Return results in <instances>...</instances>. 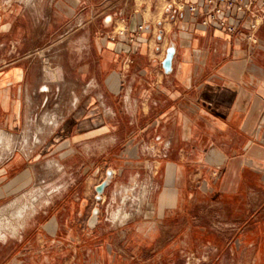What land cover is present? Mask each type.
<instances>
[{"label":"crops","instance_id":"obj_1","mask_svg":"<svg viewBox=\"0 0 264 264\" xmlns=\"http://www.w3.org/2000/svg\"><path fill=\"white\" fill-rule=\"evenodd\" d=\"M102 1L33 0L28 30L25 16L5 14L0 6V130L14 141L13 151L0 158V212L34 185L37 159L52 156L66 167L75 157L83 171L106 160L114 172L110 183L126 167L141 169L128 181L145 184L155 200L148 215L155 206L157 235L175 217L186 220L180 231L187 230L191 246L197 239L209 243L212 231H234L220 233L228 256L252 247V263L264 264V222L229 223L222 215L244 217L264 196V23L257 42H249L202 27L188 0H110L112 7ZM73 22H81L77 30L67 25L53 32L54 25ZM238 28L245 29L243 21ZM38 40L50 42L44 53L66 54L62 72L90 74L86 90L74 86L77 95L64 113L42 116L54 91L33 56ZM22 42L29 55L20 58ZM10 44L16 57L8 62ZM172 44L167 74L161 62ZM70 54L75 61H68ZM45 74L58 76L47 67ZM54 115L60 122L53 128L47 120ZM55 192L60 196L31 212L16 235L0 238V264H164L176 243L137 227L135 239L152 237L156 254L133 257L127 251L132 228L121 229L118 239L102 238L99 222L94 228L80 222L86 194ZM212 207L220 219L214 227L204 218Z\"/></svg>","mask_w":264,"mask_h":264},{"label":"rangeland","instance_id":"obj_2","mask_svg":"<svg viewBox=\"0 0 264 264\" xmlns=\"http://www.w3.org/2000/svg\"><path fill=\"white\" fill-rule=\"evenodd\" d=\"M28 1L29 0H0V6L2 8L1 12H4L5 14H13L20 12L21 15L26 17V19H22L23 21H26L25 23L23 22L22 25L25 26L27 29L30 26L28 22V16L36 14L34 5H30L31 3H33V0H30L29 2ZM109 1L110 0H103L101 5L104 6L108 4ZM102 11H104V9H102ZM38 13L40 12H38L37 9V14ZM80 23H62V25L60 24V26L58 27L54 25L53 32L58 31L57 33L60 34V32L64 30L67 25H70V27L73 26L75 30H77V27ZM37 32L39 33L40 31L37 30ZM32 34H34V32H32ZM59 34H55L52 39H55L57 42H60L62 39H58L57 36ZM26 35L28 36V32L26 33ZM38 41L39 42L36 46V51H33V53H35L33 56L37 57V63L39 64L37 68H40L39 73L41 77L52 81V90L54 91V93L52 94L53 96L48 102L47 112H43L42 116L44 115V113L51 112L59 114H61V112L64 113L66 109H71L74 102V97L77 95L76 93L74 94V86H79V91L82 93L84 90L87 89L86 85L89 84V82L87 81H90L88 80L90 78V74L86 72L83 75L77 70L71 69L62 72L60 70V65L61 63H66V54H63L61 51H59V49L56 52L52 51L51 54L44 53V49L49 46L48 44L50 42L48 44H44L46 41ZM63 45L64 44L58 45V47H55V49L62 48L61 46ZM9 46L10 48H8L7 50L8 55L5 56L8 62L11 61L10 59L16 57V53L12 52V45L10 44ZM20 48V52L18 53L20 54V56L17 55L18 57L22 58L25 55H29L26 54L28 53L29 48L28 42H22ZM74 57V55L70 54L68 56V61H75ZM65 66L68 68L70 67L69 65ZM46 67L58 73L57 79H52L45 74ZM57 87L59 88V92L56 93ZM62 90L64 92H62ZM40 119L41 117H39L37 121L39 122ZM52 121H56V125H58L60 122V118L57 117V115L51 116L47 120V123L50 124V127L52 126V124L50 123ZM22 137L23 135L20 136V139H23ZM13 142L14 141H12L11 144H13ZM9 149L13 151V146L11 148L7 147L6 145L0 146L1 157L4 154L9 153ZM75 161L76 159L74 157V159H71L69 162H66L68 166L63 167V165L52 156L48 158L37 159L35 163L36 174L34 185L26 191L22 192V194H19L10 203L9 207L6 208L7 210H5V212H0L1 223L6 225L8 224V226H15L17 228V231L15 233L16 235L19 230L25 226L26 222L24 221L27 219V217L32 211L34 212L39 205L51 201L50 198L52 196L53 198L55 196H60V193H57L55 191L64 192V190L68 191V194H70L69 196L75 193H79L80 196L86 194V197L89 200V205L86 208L85 216L80 219V222L87 223L89 217L91 216L92 209L96 205L95 186L100 184L106 178V171L111 166L105 165L106 160H100V164L91 167L90 170L87 169L86 171H83V169H80V167L75 164ZM137 171H139L140 173L141 169H133L130 167H126L124 168V171L121 173V175H117L113 182L107 186L106 191L103 194L102 201L99 205V227L101 228L102 232L101 237L107 239H118L120 238L119 236L121 233V229L132 228L133 232H131L130 236L128 237L132 239V241L129 239L130 241L127 244L128 253L133 257L139 256L142 253L144 254V256L152 258L154 256V253L156 254V252L153 251V249H155L156 247V244L152 242V237L150 238L148 243L145 239H143V241L136 240V234L140 233L136 232L135 228L141 227L143 229V231H140L142 232V234H150L152 232L156 234L158 228L157 224L159 223V216L157 215L155 206H153V214L148 215V212L153 204L151 203L152 200L148 197V195H146V198L142 197V193H145L146 191L145 184L141 183L140 181L130 184L128 181L129 176H131L132 174L135 175ZM49 194L51 195L49 196ZM21 196L23 197L22 200L20 202H17V200ZM133 197H136L137 199ZM71 206L73 205L71 204ZM249 206L250 213L246 214L244 217H241L240 215L237 216L235 213L231 214L224 212L222 214L223 218L229 221V223H237L242 222L244 220L245 223H249L252 225L258 221L264 222V196L260 197V199L254 200L252 203H250ZM118 209H122L123 212L131 213L132 215L130 214V216L126 219L127 221L124 220V222L114 223L115 221L112 218L114 216V213ZM138 210L140 211L138 212ZM213 211H216V207L209 208L208 215L204 218L207 224L214 227L215 225L218 226L220 219L215 217ZM77 218V214H74L71 220L77 221ZM185 222L186 220L180 217L169 218L167 223L164 224L167 226V228L165 230L160 229L161 231H158L159 234L155 235L158 239H177L175 245L168 249L169 254H167V256L165 257L164 264H211V262H213V264H253L252 258L254 256V250L252 247L246 248L245 251L242 252L241 250H238V252L236 251L232 258L228 256V254L230 255V252L225 250V248L223 247V237L220 233L223 232L232 234V232L234 233V231H212L209 235V243H205L204 240L197 239V242L194 243L193 246H191L188 241L187 230H185L184 232L180 231V228L184 229ZM80 237L82 238V236ZM146 246L148 247V249L146 250H149L147 252L144 250L145 248H147ZM261 250L262 254H264V248H262ZM222 255L227 260L225 263L220 262V256ZM72 264L74 263L72 262ZM254 264H257V262Z\"/></svg>","mask_w":264,"mask_h":264},{"label":"built area","instance_id":"obj_3","mask_svg":"<svg viewBox=\"0 0 264 264\" xmlns=\"http://www.w3.org/2000/svg\"><path fill=\"white\" fill-rule=\"evenodd\" d=\"M106 5L112 7V2L109 1ZM186 6L190 12L201 17L202 27L222 30L228 34L237 33L244 41L257 42V32L264 23V0H188ZM247 15L249 18L245 20L243 17ZM239 21H243L245 28L240 32ZM144 29L145 24L141 23L137 33L142 34ZM124 32L125 30H121L120 34Z\"/></svg>","mask_w":264,"mask_h":264},{"label":"water","instance_id":"obj_4","mask_svg":"<svg viewBox=\"0 0 264 264\" xmlns=\"http://www.w3.org/2000/svg\"><path fill=\"white\" fill-rule=\"evenodd\" d=\"M112 16H108L105 20L106 22L111 21ZM162 32H160L159 35V39H161L162 37ZM174 55H175V46L172 44L168 47L167 52H166V56L164 58V60L161 62L162 63V67L164 69L165 73H171L173 70V59H174ZM113 169L109 168L106 171V178L98 185L95 186V200H96V205L94 206V208L92 209V213L91 216L88 219V226L90 228H94L97 223L99 222V214H100V202L102 201L103 198V194L106 191L107 186L110 184L112 176H113Z\"/></svg>","mask_w":264,"mask_h":264},{"label":"bare ground","instance_id":"obj_5","mask_svg":"<svg viewBox=\"0 0 264 264\" xmlns=\"http://www.w3.org/2000/svg\"><path fill=\"white\" fill-rule=\"evenodd\" d=\"M9 1H12V0H9ZM23 1H25V0H23ZM30 1V0H29ZM28 1V2H29ZM27 2V1H26ZM50 121V120H49ZM51 124H52V126L54 125H56V121H52V122H50ZM13 140L11 139V138H8L7 137V135L6 134H4L1 130H0V146H3V145H6L7 147H9V148H11L12 146H13V144H11V142H12ZM10 150V149H9ZM11 151V150H10ZM9 151V152H10ZM0 158H2L1 157V155H0ZM145 189V188H144ZM40 191V190H39ZM38 191V192H39ZM145 191V190H144ZM35 192H36V190H35ZM40 194V193H39ZM143 194V195H142ZM141 195H142V197L143 198H146V191H145V193H142ZM35 196V195H34ZM37 196H39V195H37ZM138 197V196H137ZM22 196L17 200V202H20L21 200H22ZM27 198V197H26ZM127 198V197H126ZM125 198V199H126ZM133 198H135V199H137L136 197H133ZM147 200V199H146ZM125 201V200H124ZM143 201V200H142ZM141 202V201H140ZM24 203V202H23ZM26 204V203H25ZM125 204V203H124ZM120 207V206H119ZM140 207V206H139ZM138 207V208H139ZM33 210V209H32ZM140 210H138V212H139ZM33 212V211H32ZM133 213V212H132ZM130 214L131 213H125V212H123V210L122 209H118L115 213H114V216H113V218L112 219H114V223H116V222H124V220H126L129 216H130ZM132 215V214H131ZM18 217V216H17ZM21 218V217H20ZM26 221V220H25ZM24 221V222H25ZM127 221V220H126ZM119 224V223H118ZM20 226H21V224H20ZM16 231H17V228L15 227V226H13V225H10V226H8V224L6 225V224H3V223H1V221H0V237L1 238H3V239H5L6 237H7V235L8 234H11V235H15V233H16Z\"/></svg>","mask_w":264,"mask_h":264}]
</instances>
